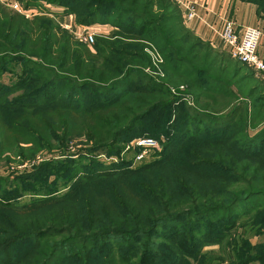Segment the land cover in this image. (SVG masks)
Instances as JSON below:
<instances>
[{
    "label": "trees",
    "instance_id": "trees-1",
    "mask_svg": "<svg viewBox=\"0 0 264 264\" xmlns=\"http://www.w3.org/2000/svg\"><path fill=\"white\" fill-rule=\"evenodd\" d=\"M20 1L25 8H31L51 0ZM67 1L76 2L77 5L74 7L65 2L62 5L78 16L79 23L112 24L123 32L122 35L125 39H123L124 41H112L99 38L93 49L83 44H78V47L73 49L67 43L62 46L57 58L52 59L50 54L53 55L56 50L51 51L50 46L53 44V49L54 45L59 44V40L51 30L49 20L43 23L40 18L26 21L14 17V20H11L4 17L1 12L4 7L0 5V63L4 64L8 59H20L26 68L28 67L27 71L34 75L33 77L32 75L24 76L12 86H4L0 81V91L3 92L0 94V157L11 151L12 148L19 150L21 144H37L41 142L39 138L45 137L46 139L49 131H42L41 128L47 129L44 118L51 112L58 111L66 118L75 115L76 118L88 120L89 123L98 120L101 124L102 121V124H105L104 128L101 127V130L96 128L97 131H94L95 128L92 129V127L87 128L85 133L89 137L97 138L98 143L94 145L103 149V147H116L121 136L132 131L140 121L159 107H165L164 97L171 98L172 94L164 83L148 79L140 68L142 65L150 63L149 56L144 53L141 39L162 42V52L167 54V66H171L177 73L182 72L184 81L188 82L189 87L197 90L194 94L197 104L200 102L199 97L204 93H210L213 89L210 86L217 84L214 83L213 78L206 75L210 67L215 64L217 58L215 55L217 54H214L209 43L206 44L202 38L184 24L182 10L174 1ZM246 1L257 4L258 15L264 18V0ZM106 8L110 9L105 10L104 13L102 10ZM39 22L43 24L44 39H41V42L45 48L30 50L27 47L30 36L27 37L24 34L25 37H22V27L33 32L30 24L39 27ZM190 40L191 45H186ZM199 50L204 51V54H200ZM195 62H197L196 66L200 67L195 68ZM183 66H189L191 71H188V68H182ZM60 72L65 74L61 75ZM122 72L123 74L118 76ZM136 80H140L138 85H136ZM146 80L149 82L147 81V86L143 87L142 84ZM227 87L228 85L224 84V88ZM22 88L25 89V93L9 97L11 92ZM88 94L94 96L103 94L106 100L90 104L86 99ZM130 94L133 100L131 108L147 106V109L142 112L139 109L137 113H129L130 106H127L123 100ZM258 100L257 103L262 101ZM239 104L241 103L221 114L205 110L206 108L200 105L197 108L189 109L187 127L182 133H179L180 135L173 134V140L167 143L169 146L166 148L170 151L176 150L189 136L204 138L202 136L212 135L213 139H209L208 144L204 147V153L198 146L195 149L194 147L185 149L181 154L182 157L178 158V167L182 169L171 173L166 179H161L160 184L162 182V185L158 184L156 179L147 184L138 181L139 186L134 184V180L131 181V196L140 198L135 200L131 198V223L121 219L117 215L119 213L109 209L103 212L105 219L92 216L89 219L88 227L86 224L87 228L81 229V231L76 228H81L84 222L82 219L73 217L66 225L65 230L68 234L65 235L58 247H50L46 249L48 251H39L40 247H37L33 251L18 256L13 253L12 246L21 241L22 236L32 234L29 235L31 237L34 235L31 231L29 233L19 232L18 226L11 225L12 230L0 236L1 264H24L26 258L34 252L42 253L44 257L31 256L35 257L32 264H55L60 260V255L64 250L72 243L89 245L93 241L127 232L128 235L136 238L139 236L142 239H149L151 233L158 232L161 227L176 223L185 217L200 218L215 215L227 217L228 214L238 217L241 211L245 210L246 205L247 208L251 205L254 206V202L258 201L259 197H264V105L259 107V115L262 114L260 116L262 118L257 123H255L256 121L252 123L251 126L255 132L251 133L248 118L244 117L245 114L242 115L243 109H240ZM170 106L168 104V107ZM237 107L239 108L237 109ZM102 111L110 112V116L118 119L119 123H113L112 120L110 122L103 114L100 115L103 113ZM239 121L241 123L228 136L229 129L234 128ZM105 128H108V131H105ZM174 128L176 129V127ZM208 154H215V157L211 158ZM247 160L250 161V164H246ZM233 161L239 162V165L230 167L231 165L228 164ZM50 163H57V166L66 165L57 159L52 162H43L41 170L48 169ZM247 165L253 167L254 174L251 176L246 175ZM207 167L215 169L210 170ZM261 170L263 174L260 173ZM94 171L92 175L89 174L86 177V180H93V177L97 179L120 177L128 170L124 163L114 161L108 165L97 163ZM27 176H32V174H27ZM235 184L238 185L237 189L231 192L230 187ZM2 204L3 201L0 199V206ZM257 205L258 202L255 206ZM118 207L126 209L129 205L127 206L126 202L121 201ZM84 212L87 213L86 207ZM93 215L96 214L93 213ZM262 216L263 213L258 214L259 218ZM123 224L126 226L131 224V229ZM51 228H46V230ZM49 232H42L40 236L50 234ZM246 233L247 227L242 229L240 235L245 236ZM198 235L199 232L191 233L190 236H183L179 239L178 234L175 233L172 238L167 237L164 243L173 242L179 249V253L171 255V252L167 251L161 255L167 258L166 264H185L189 260L187 258L195 259L194 264H205L201 259L205 254L203 255L201 246L197 243ZM213 236L207 238L212 239L209 241L213 244H218L226 235ZM136 251L134 254L136 259L131 258V254H126L121 259L122 262L126 264H158L150 259L151 256L156 255V251L150 243L142 248L137 246ZM77 258L79 259V257ZM138 258L140 262H134ZM254 259L261 260L264 264V246L258 245L251 248L247 240L243 244L238 242L233 247L228 263L242 264ZM86 260L89 264L88 254L85 255V262ZM105 261L106 259H103L102 264Z\"/></svg>",
    "mask_w": 264,
    "mask_h": 264
},
{
    "label": "rangeland",
    "instance_id": "rangeland-1",
    "mask_svg": "<svg viewBox=\"0 0 264 264\" xmlns=\"http://www.w3.org/2000/svg\"><path fill=\"white\" fill-rule=\"evenodd\" d=\"M14 1L23 6L20 0H0V5L4 7L1 11L4 17L11 20H14V17L17 19L22 18L26 21H34V19L40 18L42 23L49 20L48 23L52 27L51 30L55 33L56 39L59 40V44L54 45L53 49V44L50 46L51 51L56 50L53 55L50 54L52 59L57 58L62 46L67 43L73 49L78 47V44H83L93 49L99 38L112 41H124L123 39H125L122 35L123 32L112 24L79 23L77 21L78 16L62 5L65 2L67 5L74 7L77 5L75 4L76 2H68L67 0H60L62 2L55 0L44 1L31 7L30 16H26L14 8L12 5ZM172 1L181 8L179 1ZM107 9L110 8L102 11L105 13ZM66 15L68 16V21L61 18ZM183 18L184 24L187 26L186 23L190 20H186L184 15ZM197 18L205 22L199 17L198 12L197 16L191 20ZM42 23H38L39 27L38 25L30 24L33 32L22 27V37L24 38L25 35L27 37L28 35L30 36L27 45L30 50L37 48L43 50L45 48L41 42V39H44ZM67 24L87 26L91 30L94 28L95 30H92L96 31L94 43L89 46L74 31L67 28ZM209 27L216 37H219L215 30L211 26ZM195 34L199 36L197 33ZM203 41L206 44L209 43L213 48L214 54H217L215 55L217 57L215 64L210 67L206 74L213 78L212 80L217 84L210 86L213 87L210 93H204L199 97L200 102L198 104L195 102L194 95L197 90L189 87L188 82L184 81L185 78L182 72L177 73L171 66H167V54L162 52V42L141 39L140 42L143 45L144 53L149 56L150 63L140 65V68L148 79L164 83L169 89L172 96L171 98L164 97L165 101L163 103L167 107L170 104V107H159L144 120L140 121L132 131L121 136L116 147H103V149H99V147L94 145L98 143L97 138L89 137L85 133L87 128H95L94 131H97L96 128H104L105 124H102V121L101 124L98 120L89 123L88 120L76 118L75 115H71V118H66L65 115L59 114L58 111L47 112L48 114L44 118L47 129L41 128L42 131H49V135L46 136L47 140L43 137L39 138L41 142L37 144H21L19 150L12 148L11 151L0 157V199L3 201L2 206H0V236L9 233L7 231L12 230L11 225L18 226L20 228L19 232L29 233L31 231L34 235L30 237L29 235L32 234H26L22 236L21 241L12 246V251L16 256L33 251L37 247H40L39 251H48L46 249L50 247H58L65 235L68 234L65 230L66 225L69 224L73 217L82 219L84 222L81 228H76L80 230L88 227L89 219L92 216H97L102 218V220L105 219L103 212L109 209L119 213L117 215L121 219L131 223V198L134 200L140 199L137 196H131V181L134 180V184L139 186L137 184L138 181L142 184H147L156 179L158 184H160L161 179H166L171 173L182 169L178 167V158L182 157L181 154H183L185 149L189 147L191 149L194 147L195 149L198 146L204 153V147L208 144L209 139H213L212 135L202 136L204 138L189 136L176 150L170 151L166 148V146H169L167 143L172 142L173 134L180 135L179 133H182L187 127V114L190 112V108H197L200 105L206 108L205 110L221 114L228 112L236 104L241 103L239 106L240 109H243L242 115H246L244 117L248 118L251 127L249 131L251 133L255 132L251 125L254 121L257 123L262 118H260L262 114L259 115V107L264 105V77L249 64L235 59L230 53L228 45L223 40L225 47L221 46V48H215L214 43L211 41L205 39ZM186 45L190 46L191 40ZM199 52L204 54V51L199 50ZM194 65L195 68L200 67L196 66L197 62ZM184 67L191 71L189 66H183L182 68ZM0 69V81L4 86H12L24 76H34L27 71L28 67L26 68L20 59H8L4 64L0 63ZM123 72L118 74V76L122 75ZM60 74L63 75L65 73L60 72ZM136 81V85H138L140 80ZM147 81L143 82V87L144 85L147 86L149 82ZM224 84H227L228 87L224 88ZM25 92V89L22 88L11 92L9 97H16ZM2 93L0 91V94ZM86 99L87 101L89 100L88 103L95 104L96 101L106 100V97L103 94L95 96L88 94ZM258 99L262 101L260 100L261 102L257 103ZM123 101L127 106H130L129 113L131 114L137 113L139 109H141V112L147 109V106L131 108V104H133L131 94L124 98ZM183 102H185V105ZM102 112H99L101 113L100 115L103 114L109 121L112 120L113 123H119L118 119L110 116V112ZM240 123L239 121L234 128L231 127L229 129V132H227L228 136ZM188 126H190V123H188ZM105 131H108V128H105ZM140 137L155 138L159 141L160 146L159 148L145 150L144 157L138 159L137 155L142 153L143 149H138L135 141ZM29 150L32 151L30 152ZM209 157H215V154H211ZM57 159L66 165L57 166V163H50L48 169L45 171L41 170L43 162H52ZM114 161L125 164L128 171L123 176L100 179L93 177V180H86L89 174L92 175L95 172L97 163L108 165ZM246 164H250V161L247 160ZM228 165L233 167L239 165V162L233 161ZM247 166L246 175H253V167ZM207 169L213 170L215 168L207 167ZM262 170L261 174H263ZM84 173H86V176H84ZM27 174H32V176H27ZM160 185H162V182ZM237 186L235 184V186L230 187L232 190H229L234 192ZM121 201L126 202L129 207L126 209L119 208L118 204ZM257 202L258 205L255 206ZM254 204V206L251 205L248 208L246 205L245 210H243L245 212L240 209L241 213L238 217L230 214L227 217L222 215L200 218L185 217L179 219L176 223L161 227L158 232L151 233L149 239H142L139 236L136 238L128 235L127 232L126 234L93 241L89 245L72 243L64 250L63 254L60 255V260L55 264H88L87 260L85 262L86 254H88L89 264H102L103 259H106L103 264H126L121 260L126 254H131V258H135L134 254L137 252V246L142 248L148 243L156 251V255L150 257L151 261H156L158 264H166L168 262L167 258L161 255H164L167 251H170L171 255L179 253V249L173 242L164 243L167 237L172 238V235L177 233L180 239L183 236H190L191 233L197 234L198 232L197 243L201 246L203 255L205 254L201 258L204 263L229 264V255L238 242L243 244L248 240L251 248L258 245L264 246V197H259ZM85 207L87 213L84 212ZM93 213L96 215H93ZM259 213H263L262 218L258 217ZM86 224L87 227L85 226ZM123 226L131 229V224H128V226L123 224ZM245 227H247V235L241 236V231ZM46 228L51 229L46 230ZM45 230L50 231V234L40 236L42 232L46 233ZM223 234L226 236L218 244H213L209 241L212 239L207 238L213 235V237H219ZM78 252L80 253L79 255ZM35 255L44 257L42 253L34 252L26 258L24 264H32L35 257L32 258L31 256ZM187 259L189 260L185 264L195 263V259ZM256 259L242 264H262L261 260ZM134 262H140V259L138 258Z\"/></svg>",
    "mask_w": 264,
    "mask_h": 264
},
{
    "label": "built area",
    "instance_id": "built-area-1",
    "mask_svg": "<svg viewBox=\"0 0 264 264\" xmlns=\"http://www.w3.org/2000/svg\"><path fill=\"white\" fill-rule=\"evenodd\" d=\"M179 1L184 9V17L186 20H191L197 16L196 7L192 2L183 3ZM14 8L18 9L21 13L26 16H30L32 8H25L20 6L17 2H13ZM67 28L74 31L75 34L89 46L95 41L96 31L92 30L87 26H80L75 24L66 25ZM75 27V28H73ZM215 33L228 45L230 53L235 59L249 64L258 73L264 77V57L259 53V47L262 38V29L259 26H246L242 31H237L234 24L231 21H227L224 26L219 29L211 26ZM137 147L143 148V152L137 155L138 159L144 157V152L147 149L159 148L160 143L157 139L152 137H140L135 141Z\"/></svg>",
    "mask_w": 264,
    "mask_h": 264
},
{
    "label": "crops",
    "instance_id": "crops-1",
    "mask_svg": "<svg viewBox=\"0 0 264 264\" xmlns=\"http://www.w3.org/2000/svg\"><path fill=\"white\" fill-rule=\"evenodd\" d=\"M192 2L197 8L199 18L187 21V26L201 38L214 43L215 48L225 47L223 41L216 37L209 26L221 29L227 21H231L237 31H242L246 26H259L263 35L259 47L260 54L264 57V18L257 12V4L246 0H181ZM180 3V2H179ZM183 15L185 9L180 3ZM68 21V16L61 17ZM70 23V22H67Z\"/></svg>",
    "mask_w": 264,
    "mask_h": 264
}]
</instances>
